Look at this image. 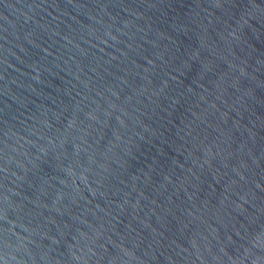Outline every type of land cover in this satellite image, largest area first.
<instances>
[{
	"label": "water",
	"instance_id": "95a60500",
	"mask_svg": "<svg viewBox=\"0 0 264 264\" xmlns=\"http://www.w3.org/2000/svg\"><path fill=\"white\" fill-rule=\"evenodd\" d=\"M0 264H264V0H0Z\"/></svg>",
	"mask_w": 264,
	"mask_h": 264
}]
</instances>
